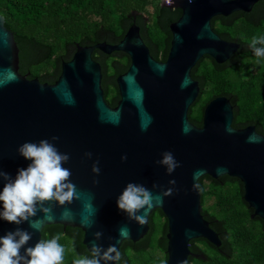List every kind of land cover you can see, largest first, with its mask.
I'll list each match as a JSON object with an SVG mask.
<instances>
[{
    "label": "water",
    "instance_id": "water-1",
    "mask_svg": "<svg viewBox=\"0 0 264 264\" xmlns=\"http://www.w3.org/2000/svg\"><path fill=\"white\" fill-rule=\"evenodd\" d=\"M259 1L171 0L170 7L161 1L162 7L181 12L169 25L171 41L164 62L151 57L139 27L132 24L117 44L74 46L54 84L19 74V51L0 15V171L14 179L18 169L31 163L18 153L19 146L57 136L59 140L51 142L70 156L64 167L71 170L78 195L64 205L46 203L50 214L38 210L35 217L19 225L0 219V237L17 228L31 233L32 239L21 249L23 254L41 239L46 226L76 228L83 233L82 244L91 255L93 242L105 250L112 245L119 250L125 241H140L148 233L149 217L159 210L166 220L165 264H188V257L194 256L190 242L203 239L216 248L221 246L218 234L201 215L200 189L193 186L206 176L237 179L242 200L252 210L249 218L264 223V136L253 127L233 129L232 106L225 97L205 106L201 127L187 118L199 95L198 83L190 75L192 68L204 57L223 64L240 50L239 43L222 40L212 30L211 20L250 13ZM95 50L107 56L120 52L129 59L126 72L116 78L119 101L115 108L104 101L100 65L92 59ZM185 125L190 129L187 133ZM165 151H171L181 165L171 174L157 163ZM87 152L92 153L90 159ZM97 160L98 176L92 171ZM170 180L176 181L174 186ZM129 182L142 184L154 197L169 187L174 192L161 203L154 200L147 213H137L147 219L141 225L129 220L117 205ZM5 183L0 179V191ZM32 220L37 222L36 230L30 226ZM96 232L102 236L94 241Z\"/></svg>",
    "mask_w": 264,
    "mask_h": 264
},
{
    "label": "trees",
    "instance_id": "trees-1",
    "mask_svg": "<svg viewBox=\"0 0 264 264\" xmlns=\"http://www.w3.org/2000/svg\"><path fill=\"white\" fill-rule=\"evenodd\" d=\"M148 9L151 13L146 17ZM0 15L19 51V74L41 84H54L61 63L71 59L74 46L117 44L132 24L139 27L151 57L165 60L171 40L169 25L178 20L181 12L162 7L161 0H0ZM211 28L222 40L237 42L246 50H239L223 64H216L209 57L197 62L191 77L198 83L199 95L191 106L190 121L201 126L205 106L217 97H225L233 106L234 128L256 124L264 111L260 103L264 57H256L250 44L253 37L264 36V0L255 4L250 13L213 18ZM244 57L249 64L243 61ZM92 59L100 65L104 101L115 108L119 100L116 78L126 72L129 59L120 52L107 56L97 50ZM240 62L242 66L237 70ZM198 185L201 215L218 234L221 246L216 248L203 239L192 241L190 251L203 258L188 260L192 264H264V223L257 217L249 218L252 210L242 200L241 183L227 176L216 180L206 176ZM208 198L213 199L210 205ZM165 234L166 220L156 210L148 219L144 238L136 243H122L119 264H165ZM56 235L65 247L63 264L91 256L82 244L83 233L79 229L62 230L60 225H51L41 231V239Z\"/></svg>",
    "mask_w": 264,
    "mask_h": 264
},
{
    "label": "clouds",
    "instance_id": "clouds-1",
    "mask_svg": "<svg viewBox=\"0 0 264 264\" xmlns=\"http://www.w3.org/2000/svg\"><path fill=\"white\" fill-rule=\"evenodd\" d=\"M259 45V47L257 46ZM256 57H264V36L253 37L250 44ZM141 130H146V125H141ZM183 131H190L185 125ZM59 137H51V141H57ZM48 139H42L38 143L25 142L17 149L18 153L31 163L27 168L18 169L15 178H11L7 173L0 171V179L6 181L3 190L0 191V202L3 204V211H0V219L16 225L24 221H29L35 217L37 211L51 213V208L44 207L46 203L56 202L59 205L70 203L77 199L76 185L71 182L72 172L64 167L69 162L70 156L61 153L54 143ZM89 159L91 152L85 153ZM127 156H122L124 161ZM158 164L166 167L167 174H171L180 163L174 158L171 151L162 153V159ZM99 161L92 165L95 175L100 174ZM199 173L194 175V179ZM98 184L99 181L95 180ZM175 185V180L168 182ZM198 188V184L193 185ZM159 187L153 184V188ZM174 192V187H169L166 191L153 196V193L142 184L129 182L122 194L117 199L118 208L127 213L129 220L143 225L147 219L138 215L141 210L147 213L153 207V202L161 203L164 196H170ZM36 221H30V226L35 229ZM101 232L94 233V241L99 240ZM32 239V234L26 230L17 228L0 237V264H63L65 247L59 242L60 236L56 235L51 239H40L34 246L25 248L21 254V249ZM91 256H80L73 260V264H119L121 260L120 251L114 246H109L105 250L102 246L93 242L90 249Z\"/></svg>",
    "mask_w": 264,
    "mask_h": 264
},
{
    "label": "flooded vegetation",
    "instance_id": "flooded-vegetation-1",
    "mask_svg": "<svg viewBox=\"0 0 264 264\" xmlns=\"http://www.w3.org/2000/svg\"><path fill=\"white\" fill-rule=\"evenodd\" d=\"M252 11V10H251ZM171 35V34H170ZM171 41V40H170ZM169 48H170V45H169ZM244 50H246L245 48H244V46L243 45H241V48H240V52H242V51H244ZM168 51H169V49H168ZM167 55H168V52H167ZM128 58V57H127ZM166 58H167V56H166ZM155 60V59H154ZM166 60V59H165ZM165 60H163V61H158V60H156L157 62H164ZM194 68V67H193ZM192 68V69H193ZM192 71V70H191ZM190 75H191V72H190ZM192 78V77H191ZM254 84H255V82H254ZM256 88H258V87H256ZM261 88H263L262 86H261ZM119 101V100H118ZM118 103V102H117ZM260 103H261V105L263 106V110H264V91H263V99H261V101H260ZM232 106V105H231ZM232 111H233V106H232ZM190 117H191V107L189 108V110H188V113H187V118H188V121L191 123V124H193L191 121H190ZM233 119H234V116H233ZM232 123H233V120H232ZM194 125V124H193ZM195 126V125H194ZM195 127H201V126H195ZM247 127H253L254 129H255V132L256 133H258V134H260V135H263L264 136V134H263V132H264V111H263V115H262V117H261V121H259V120H257L256 121V124H250V125H247V126H244V127H241V128H234L233 126H232V128L233 129H236V130H243V129H245V128H247ZM191 253H192V255H194V256H197V258H200V257H198V256H200L201 254L200 253H197V252H192L191 251ZM194 256H190V258H196V257H194ZM205 259V258H204ZM192 261H190V260H188V264H192L191 263Z\"/></svg>",
    "mask_w": 264,
    "mask_h": 264
},
{
    "label": "rangeland",
    "instance_id": "rangeland-1",
    "mask_svg": "<svg viewBox=\"0 0 264 264\" xmlns=\"http://www.w3.org/2000/svg\"><path fill=\"white\" fill-rule=\"evenodd\" d=\"M150 13H151V9H148V13L145 16L148 17V14H150ZM243 61L246 62V65L249 64V61L247 60V58L244 57ZM242 63L240 62V66H238L236 68L237 70H239L241 68ZM246 65L244 66V69L246 68ZM212 200H213L212 198H208L207 205H210L212 203ZM157 223H158V221H157ZM160 259H162V258L160 257Z\"/></svg>",
    "mask_w": 264,
    "mask_h": 264
},
{
    "label": "built area",
    "instance_id": "built-area-1",
    "mask_svg": "<svg viewBox=\"0 0 264 264\" xmlns=\"http://www.w3.org/2000/svg\"><path fill=\"white\" fill-rule=\"evenodd\" d=\"M161 1H163L165 7H170L172 5V3H169L171 0H161Z\"/></svg>",
    "mask_w": 264,
    "mask_h": 264
}]
</instances>
